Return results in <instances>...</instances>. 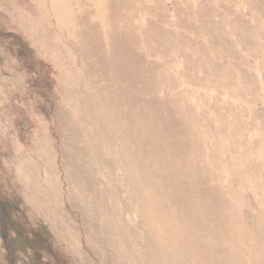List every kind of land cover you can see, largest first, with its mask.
<instances>
[{"label": "rangeland", "instance_id": "1", "mask_svg": "<svg viewBox=\"0 0 264 264\" xmlns=\"http://www.w3.org/2000/svg\"><path fill=\"white\" fill-rule=\"evenodd\" d=\"M122 1L136 12L128 24L143 60L165 68L167 75L161 73L178 90L186 75L207 79L199 68L188 71L180 60L171 66L162 56L146 52L161 49L159 37L153 40L148 34L153 24L168 34L195 38L171 24L181 3L193 11L205 0ZM209 1L220 2L215 7L219 12L221 3L230 0ZM236 2L242 23L262 22L247 14L245 0ZM161 7L169 24L154 17ZM123 19L126 12L111 19L107 0H0V264H227L219 257L205 260L191 248L193 242L176 218L171 189L158 179L161 170L137 152L138 141L107 95L113 84L106 66L113 60L108 47L113 27ZM201 44L209 47L205 41ZM213 56L229 65L232 86L218 93L191 87L193 92L183 94L177 108H189L201 123L211 125L210 132L224 127L241 151L249 152V166L260 168L245 178V188L233 183L230 189L236 194L238 214L249 211L248 202H253L256 209L245 220L264 242V69H250L258 63L254 58L241 70L238 60L221 52ZM242 72L254 79L252 88ZM219 113L226 120H220ZM221 177V187L228 188L226 175ZM257 211L263 215L258 217ZM219 245L231 256V247ZM237 251H232L237 264H261Z\"/></svg>", "mask_w": 264, "mask_h": 264}, {"label": "bare ground", "instance_id": "2", "mask_svg": "<svg viewBox=\"0 0 264 264\" xmlns=\"http://www.w3.org/2000/svg\"><path fill=\"white\" fill-rule=\"evenodd\" d=\"M107 2L111 19L116 18L119 14L127 13V19H123L125 21L118 22L113 27L111 36L113 41L108 47V55H112L113 60L108 63V58L105 59L107 63L104 62L107 64L108 71L111 70L109 78L113 83V86L110 85L111 83L109 84L107 95L115 100L114 105H117V108L121 110L118 113L123 115L122 120L127 122L129 131L138 141V145L135 144L137 152L142 154L148 165L161 170L162 174L158 176V179L161 180L165 188L171 189L169 191L170 197L173 205H177L176 218L181 220L183 224V235L189 241L196 243H191V248L196 250L199 256L205 260L213 259L212 262H215L216 257H219L224 258L223 260L227 264L229 261V264H237L239 258L233 256L232 251L238 250L237 252L249 253L254 261L264 264V242L255 236V230L245 220L246 216L251 214V210L254 211L256 207L250 201L248 202L250 210L246 211V214H238L236 204H234L236 194L232 188L230 189V184L233 183H238L242 188H245L243 183L246 182L245 178L249 177L250 179L252 175L254 176L252 169L258 171L260 168H253L256 165L249 166V152L241 151V145L239 147V142L237 143L238 140H233L224 127L217 130L218 132L216 129L210 132L211 125L207 122L201 123L189 108L180 107V110L177 108V100L181 99L183 94L193 92L191 87L212 89L218 93L222 91L224 86H228V88L232 86L233 80H231L228 72L229 65L226 66L220 59L214 58V53L219 54L221 52L236 61L238 60L237 66L241 70L243 69L242 66H247L250 63L251 58L256 59L258 63L253 68L251 65L250 69H264V0H245V6L248 7L247 14L262 19V22L259 23L249 21L250 24H244L238 19L242 15H237L234 10V6L237 5L236 0H230L228 4L221 3L219 12L215 7L220 2L213 4L209 0H205V4L201 8L193 11L187 3H181V7L179 6L175 10L176 20L171 25L194 35L195 38L192 40L188 39L185 33H183L184 35L168 34L162 28L154 24L150 25L148 34L152 38L154 36L155 38L159 37L157 43L161 49L150 48L146 50L149 56H162L164 62L171 66L180 60L184 69L191 71V68H199L207 77L203 81L186 75L184 78L186 83L183 88L181 86L180 90L167 78L168 76L164 75H167V71L163 70L165 68L162 69L161 67L162 71L157 68L155 62L151 64L148 61L149 64L145 59L143 60L140 54V45L128 24V20L131 21L136 13L132 11L130 2H123L122 0H107ZM221 16L227 17L228 20L224 22L214 21L215 18ZM154 17L164 24H169L164 7H161L160 12L155 13ZM212 18L214 19L212 20ZM204 41L209 44V47L201 44ZM90 46L92 45L90 44ZM240 48L242 51H246V55H242L244 53L240 51ZM241 78L244 83L252 88L255 81L247 72H242ZM258 86L260 87V85ZM164 94L168 96L163 98ZM256 100L257 96L253 101ZM240 114L242 115V112ZM216 115L220 120H226L223 113ZM220 124L218 123V125ZM236 125L234 126L236 127ZM255 127L257 124L254 125ZM240 129L239 132H241ZM211 144H215V147L221 144V148L217 146L216 150L207 149V146ZM251 149L254 148L251 147ZM239 166L246 168L239 171L237 170ZM223 173L227 177L224 180L229 184L226 189H223L220 183ZM260 181L262 182V180ZM251 192L255 191L252 190ZM257 215L260 217L263 214L257 211ZM200 242H202L201 245L197 244ZM220 242H225L227 246L231 247V256L226 257V249L224 248V250L219 245ZM187 248L191 252L188 246ZM216 263H219V260Z\"/></svg>", "mask_w": 264, "mask_h": 264}]
</instances>
